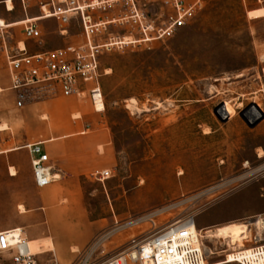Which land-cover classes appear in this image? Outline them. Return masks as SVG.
I'll list each match as a JSON object with an SVG mask.
<instances>
[{
    "label": "rangeland",
    "instance_id": "374dc122",
    "mask_svg": "<svg viewBox=\"0 0 264 264\" xmlns=\"http://www.w3.org/2000/svg\"><path fill=\"white\" fill-rule=\"evenodd\" d=\"M170 12L159 3L148 13L159 24ZM43 25L44 45L31 43V52L84 42L77 25L66 37L58 34L57 21ZM122 28L116 31L130 27ZM101 71L104 106L96 110L117 163L112 178L85 184V206L104 229L85 249L72 252V264L88 253L95 263L117 256L153 227L145 222L114 232L116 222L156 210L168 209L156 228L191 218L202 231L264 218V119L253 128L244 119L259 116L254 106L264 113V0H201L172 39L107 52ZM225 102L235 110L227 120L218 113ZM11 133L4 150L13 148L7 144ZM40 191L27 151L0 155V229L15 228ZM32 231L25 230L29 240ZM61 237L70 240L68 234ZM213 240L206 241L208 247L229 251L205 264H232L222 262L232 252L228 242ZM29 242L39 264L56 257L38 255L42 247L53 251L50 239Z\"/></svg>",
    "mask_w": 264,
    "mask_h": 264
},
{
    "label": "built area",
    "instance_id": "2783aa9c",
    "mask_svg": "<svg viewBox=\"0 0 264 264\" xmlns=\"http://www.w3.org/2000/svg\"><path fill=\"white\" fill-rule=\"evenodd\" d=\"M159 3L171 12L158 24L159 18L152 20L148 12ZM200 5L201 0L190 3L186 0H0V98L11 94L15 107L21 110L56 93L70 97L88 92L97 109L98 102L104 104L101 57L114 49L172 39ZM51 20L58 22V34L62 37L68 36L69 28L77 25L84 42L31 52V43L44 45L43 23ZM127 25L130 28L124 29ZM121 28L123 34L116 31ZM5 79L7 85L3 83ZM4 125L0 120V155L6 154L3 148L6 134L12 132ZM18 149L29 154L36 188H46L61 179L50 165L44 143L26 144ZM112 175L107 170L95 179L104 182ZM166 210H156L124 224L116 222L114 232L145 222L153 228L131 239L122 252L103 263L93 262L92 254L88 253L74 264H205L220 255L193 232L194 219L156 228L157 218ZM248 225L252 231L251 239H246L248 246L233 249L225 261H230L232 255V264H264V218ZM29 241L24 229L0 231V257H5L6 264H39ZM49 264L60 262L54 257Z\"/></svg>",
    "mask_w": 264,
    "mask_h": 264
},
{
    "label": "crops",
    "instance_id": "0c3cea01",
    "mask_svg": "<svg viewBox=\"0 0 264 264\" xmlns=\"http://www.w3.org/2000/svg\"><path fill=\"white\" fill-rule=\"evenodd\" d=\"M3 81L8 84L7 79ZM87 94L65 97L59 93L21 110L15 107L11 94L0 98V120L13 132L7 144L18 149L26 144L44 143L50 165L61 176L59 181L41 189L36 205L21 214L15 228L0 231L32 229L30 240L50 239L53 244V251L42 247L38 255L55 253L60 264H72L75 261L72 252L85 249L103 231L104 224L93 220L85 206V184L95 180L99 173L112 171L117 163L102 112L95 109ZM62 234H68L70 240L62 239Z\"/></svg>",
    "mask_w": 264,
    "mask_h": 264
},
{
    "label": "bare ground",
    "instance_id": "6f19581e",
    "mask_svg": "<svg viewBox=\"0 0 264 264\" xmlns=\"http://www.w3.org/2000/svg\"><path fill=\"white\" fill-rule=\"evenodd\" d=\"M97 104H103V103L98 102ZM136 106H137V101L132 100L131 107L135 108ZM251 108L256 109L259 112V116H260L259 108L255 107V106L251 107ZM246 112H245V116H246ZM218 113L222 118L230 119L231 117H233L235 115V110L230 106V104L228 102H225L224 107H221L219 109ZM4 127L8 128L7 125H4ZM16 150H19V149L10 148V149L6 150V154L14 152ZM17 174H18L17 171L12 167L11 168V176L15 177V176H17ZM192 229H193V232L195 234H197L198 236H201L203 238V240L214 241L213 239H221V240H224V242L227 241L228 244L225 243V245H228V247L231 248L232 250L237 249L239 247H244L245 243H246V239H249L250 236L252 235V231H251L248 223H245V222L244 223H232V224H229V225L224 226V227H218L216 229H205L202 231H198L196 226H194ZM48 244H49V246L53 247V244L51 242H49ZM228 251L229 250H222V251L217 252L215 254L221 255L222 253H227ZM35 255H37V254H35ZM230 256H232V255H230ZM232 258H233V256H232ZM229 260L231 261L232 259H229ZM222 262H229V261L222 260ZM208 263H210V262H208Z\"/></svg>",
    "mask_w": 264,
    "mask_h": 264
},
{
    "label": "water",
    "instance_id": "95a60500",
    "mask_svg": "<svg viewBox=\"0 0 264 264\" xmlns=\"http://www.w3.org/2000/svg\"><path fill=\"white\" fill-rule=\"evenodd\" d=\"M222 107H224V105H222ZM228 118H225V120H227ZM246 123L250 126V127H255L257 124H259L263 119H264V113H262L260 111V116L257 117L254 121L249 120L248 118L244 117Z\"/></svg>",
    "mask_w": 264,
    "mask_h": 264
}]
</instances>
